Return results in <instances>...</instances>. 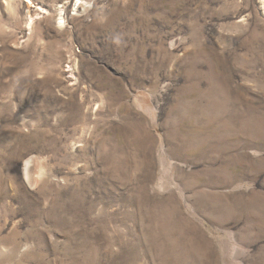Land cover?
Listing matches in <instances>:
<instances>
[{"label": "rangeland", "instance_id": "1", "mask_svg": "<svg viewBox=\"0 0 264 264\" xmlns=\"http://www.w3.org/2000/svg\"><path fill=\"white\" fill-rule=\"evenodd\" d=\"M0 264H264V0H0Z\"/></svg>", "mask_w": 264, "mask_h": 264}, {"label": "bare ground", "instance_id": "2", "mask_svg": "<svg viewBox=\"0 0 264 264\" xmlns=\"http://www.w3.org/2000/svg\"><path fill=\"white\" fill-rule=\"evenodd\" d=\"M33 21V20H32ZM27 166H28V164H27ZM40 179V178H39Z\"/></svg>", "mask_w": 264, "mask_h": 264}]
</instances>
